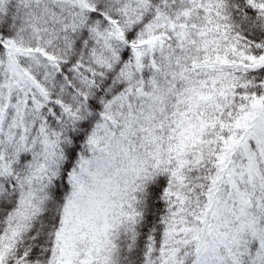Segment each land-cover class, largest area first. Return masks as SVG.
Segmentation results:
<instances>
[{"label":"snow or ice","instance_id":"6c2138e0","mask_svg":"<svg viewBox=\"0 0 264 264\" xmlns=\"http://www.w3.org/2000/svg\"><path fill=\"white\" fill-rule=\"evenodd\" d=\"M0 264H264V0H0Z\"/></svg>","mask_w":264,"mask_h":264}]
</instances>
